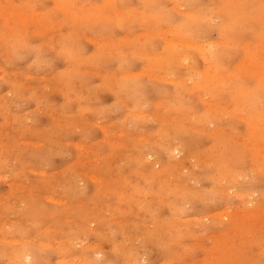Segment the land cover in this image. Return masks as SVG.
I'll list each match as a JSON object with an SVG mask.
<instances>
[{"label": "rangeland", "instance_id": "374dc122", "mask_svg": "<svg viewBox=\"0 0 264 264\" xmlns=\"http://www.w3.org/2000/svg\"><path fill=\"white\" fill-rule=\"evenodd\" d=\"M0 264H264V0H0Z\"/></svg>", "mask_w": 264, "mask_h": 264}, {"label": "bare ground", "instance_id": "6f19581e", "mask_svg": "<svg viewBox=\"0 0 264 264\" xmlns=\"http://www.w3.org/2000/svg\"><path fill=\"white\" fill-rule=\"evenodd\" d=\"M191 44H192V43H191ZM198 47H199V46H198ZM187 62H188V59H187ZM206 66H207V65H206ZM125 75H126V74H125ZM200 97H202V96H200ZM210 108H211V107H210ZM210 108H209V109H210ZM211 109H212V108H211ZM133 115H134V114H133ZM139 115H140V114H139ZM142 115H143V114H142ZM134 116H135V115H134ZM257 125H258V124H257ZM170 153H171V152H170ZM249 202H250V201H249ZM246 204H247V203H246ZM218 215H219V214H218ZM219 216H220V215H219ZM218 219H219V217H218ZM13 252H14V251H13ZM28 257H30V256L28 255ZM28 257H27L26 259H29ZM22 262H23V261H22Z\"/></svg>", "mask_w": 264, "mask_h": 264}]
</instances>
